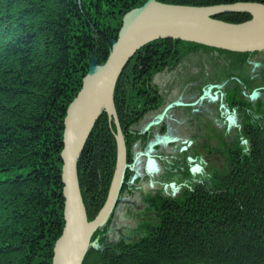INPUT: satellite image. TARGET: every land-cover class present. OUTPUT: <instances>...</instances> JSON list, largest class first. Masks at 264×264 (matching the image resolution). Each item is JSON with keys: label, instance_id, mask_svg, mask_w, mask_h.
<instances>
[{"label": "trees", "instance_id": "1", "mask_svg": "<svg viewBox=\"0 0 264 264\" xmlns=\"http://www.w3.org/2000/svg\"><path fill=\"white\" fill-rule=\"evenodd\" d=\"M146 1L0 0V173L25 171L0 182V264H51L63 226L59 153L66 109L80 89L90 56L103 64L121 17ZM156 2L185 7L264 4ZM215 19L239 24L250 17L224 14ZM189 47L211 50L156 41L137 53L135 69H144L152 53L184 54L181 49ZM115 153L103 115L77 163L88 221L107 197ZM82 264H264V153L242 157L232 174L220 178L218 189L202 193L197 202L173 204L170 217L137 245L120 253L89 249Z\"/></svg>", "mask_w": 264, "mask_h": 264}, {"label": "flooded vegetation", "instance_id": "2", "mask_svg": "<svg viewBox=\"0 0 264 264\" xmlns=\"http://www.w3.org/2000/svg\"><path fill=\"white\" fill-rule=\"evenodd\" d=\"M181 50L153 54L120 87L125 171L114 209L94 234L103 249L138 244L173 204L197 202L242 157L264 153V52Z\"/></svg>", "mask_w": 264, "mask_h": 264}, {"label": "water", "instance_id": "3", "mask_svg": "<svg viewBox=\"0 0 264 264\" xmlns=\"http://www.w3.org/2000/svg\"><path fill=\"white\" fill-rule=\"evenodd\" d=\"M156 5L166 8L168 12L146 20V16ZM228 13L247 14L251 20L236 25L214 20V17ZM158 40L181 41L235 54L261 53L264 52V5L236 3L212 7H180L163 6L157 4L156 0H147L141 7L122 18L117 40L109 41L112 50L103 64H98L94 54L90 56L88 75H84L80 90L69 104L63 120L60 159L64 226L53 247L52 264H82L87 249L94 247L90 244V239L95 229L101 226L98 220L109 216L123 179L125 149L118 135L116 140L119 161L108 199L97 217L88 222L76 167L92 126L75 143L78 126L99 101L107 94H113L116 80L132 55Z\"/></svg>", "mask_w": 264, "mask_h": 264}, {"label": "bare ground", "instance_id": "4", "mask_svg": "<svg viewBox=\"0 0 264 264\" xmlns=\"http://www.w3.org/2000/svg\"><path fill=\"white\" fill-rule=\"evenodd\" d=\"M135 9H137V8H135ZM132 10H134V9H132ZM132 10H130V11H128V12H126L122 17H121V25H122V18L126 15V14H128L129 12H131ZM166 12H168V10L166 9V8H164V7H161V6H159V5H156L153 9H152V11H150V13H148V15L146 16V20H150V19H152V18H157V17H159V16H161V15H163V14H165ZM119 33V32H118ZM117 37H118V34H117ZM111 40V39H110ZM109 40V41H110ZM117 40V38L115 39V40H111V41H116ZM151 44V43H150ZM147 45H149V44H147ZM146 45V46H147ZM111 50H112V47H111V45H110V43H109V54H110V52H111ZM141 49H139V50H137L133 55H132V57L128 60V62L125 64V66H124V68L122 69V71L120 72V74H119V76H118V78H117V80H116V83H115V86H114V91H115V87H116V85H117V82L119 81V79L121 78V76H122V74L124 73V71H125V69H126V71H125V74H124V77H122L121 78V85H122V83H123V81H124V78H125V76H126V74H127V71H135V70H137V69H135V67H136V63H137V61H138V58H136V56H137V53L140 51ZM108 54V55H109ZM153 54H155V53H152L151 55H153ZM108 57V56H107ZM138 57V56H137ZM107 59V58H106ZM90 60V59H89ZM106 61V60H105ZM87 73V71L85 72V74ZM86 75H88V73L86 74ZM133 75L132 74H129L128 75V77H132ZM84 77V76H83ZM83 79V78H82ZM81 83H82V80H81ZM121 85H120V87H121ZM81 87V86H80ZM120 87H119V89H120ZM80 90V89H79ZM114 91H113V94L111 93H109V94H107L101 101H99L97 104H96V106H95V108L92 110V111H90L89 113H87L84 117H83V119H82V121L80 122V124H79V126H78V133L76 134V138H75V143H78L79 142V140H80V138L91 128V126H92V128H91V130H90V133H89V135H88V137H87V140H88V138H89V136H90V134H91V132H92V130H93V128H94V125H95V123H96V121L101 117V116H105V119H106V123H107V126H108V129L110 130V132H111V134L113 135V139H114V143H115V146H116V153H115V166H114V171H113V175H112V179H111V182H110V186H109V188H108V193H107V197H106V199H105V202H104V204H103V206H102V208L100 209V211L103 209V207H104V205H105V203H106V201H107V199H108V196H109V193H110V189H111V185H112V181H113V177H114V174H115V170H116V165H117V162L119 161L118 160V151H117V140H116V138H117V136L119 135L120 136V140H121V143L124 145V140H123V136H122V132H121V126H120V123H119V120H118V118H117V110H118V106H119V99H118V97H117V99L116 98H114ZM79 92V91H78ZM77 92V93H78ZM113 95V96H112ZM113 97V98H112ZM75 98V97H74ZM74 100V99H73ZM72 100V101H73ZM71 101V102H72ZM70 102V103H71ZM69 106V105H68ZM68 108V107H67ZM66 111H67V109H66ZM65 116H66V112H65ZM64 119H65V117H64ZM63 119V120H64ZM93 124V125H92ZM62 137H63V130H62ZM86 144V143H85ZM61 146H62V141H61ZM84 147H85V145H84ZM84 147H83V149H84ZM83 149H82V151H81V153L83 152ZM61 152H62V147H61V150H60V153H59V160H60V162H61V159H60V157H61ZM79 160V159H78ZM77 163H78V161H77ZM62 167V166H61ZM76 169H77V167H76ZM124 171H125V168H124ZM76 173H77V170H76ZM123 175H124V173H123ZM60 178H61V175H60ZM77 181H78V176H77ZM122 182H123V179H122ZM78 186H79V183H78ZM121 186H122V184H121ZM63 187V186H62ZM121 188V187H120ZM79 190H80V187H79ZM120 190V189H119ZM119 190H118V192H119ZM80 194H81V192H80ZM61 196H62V199H63V195H62V190H61ZM81 199H82V196H81ZM116 201H117V199H116ZM63 203H64V199H63ZM82 203H83V200H82ZM115 204H116V202H115ZM83 206H84V212H85V215H86V219H87V221H88V215H87V211H86V208H85V205H84V203H83ZM113 209H114V206L111 208V212L113 211ZM99 211V212H100ZM62 212H63V207H62ZM98 212V213H99ZM110 212V213H111ZM98 213H97V215H98ZM97 215L91 220V221H88V222H92L96 217H97ZM110 215V214H109ZM109 217V216H108ZM107 216H106V218H103V217H101L99 220H98V223H99V228L101 229V227L103 226V224L105 223V221L107 220V218H108ZM62 219H63V216H62ZM63 226H64V223H63ZM63 226H62V228H63ZM98 228V229H99ZM98 229H95L96 231L98 230ZM95 231V232H96ZM61 232H62V230H61ZM95 232L92 234V236H91V239H90V244H93L94 245V247H91L90 246V248L89 249H93V250H95V251H104L105 249H109V247H113V246H108V247H104L105 249H103V248H101V246L98 244V243H96L95 242V237H94V234H95ZM60 235H61V233H60ZM94 237V240H92V238ZM60 238V236L56 239V241H55V243L57 242V240ZM147 238V237H146ZM142 240V239H141ZM140 240V241H141ZM55 243H54V245H55ZM126 243H127V240H126ZM54 245H53V247H54ZM137 245V244H136ZM129 246H134V245H127L126 247H129ZM125 247V246H124ZM89 249H87V251H86V253H85V255L83 256V258H82V260L84 261V258H85V256H86V254H87V252L89 251ZM52 253H53V251H52ZM58 255H59V253H58ZM52 258H53V255H52ZM83 263V262H82ZM51 264H52V261H51Z\"/></svg>", "mask_w": 264, "mask_h": 264}, {"label": "rangeland", "instance_id": "5", "mask_svg": "<svg viewBox=\"0 0 264 264\" xmlns=\"http://www.w3.org/2000/svg\"><path fill=\"white\" fill-rule=\"evenodd\" d=\"M25 171L17 170L9 173H0V182H4L9 179H14L19 176H23Z\"/></svg>", "mask_w": 264, "mask_h": 264}]
</instances>
